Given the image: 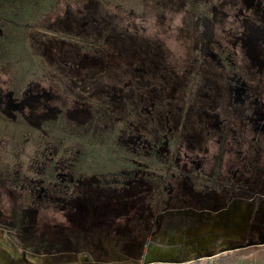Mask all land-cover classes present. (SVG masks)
I'll use <instances>...</instances> for the list:
<instances>
[{"label":"rangeland","instance_id":"obj_1","mask_svg":"<svg viewBox=\"0 0 264 264\" xmlns=\"http://www.w3.org/2000/svg\"><path fill=\"white\" fill-rule=\"evenodd\" d=\"M37 11L0 10V264H264V0Z\"/></svg>","mask_w":264,"mask_h":264},{"label":"trees","instance_id":"obj_2","mask_svg":"<svg viewBox=\"0 0 264 264\" xmlns=\"http://www.w3.org/2000/svg\"><path fill=\"white\" fill-rule=\"evenodd\" d=\"M55 0H0V10L17 16L19 13L36 18L37 10L45 12Z\"/></svg>","mask_w":264,"mask_h":264},{"label":"bare ground","instance_id":"obj_3","mask_svg":"<svg viewBox=\"0 0 264 264\" xmlns=\"http://www.w3.org/2000/svg\"><path fill=\"white\" fill-rule=\"evenodd\" d=\"M246 204H247V203H246ZM235 205H236V204H235ZM232 211H233V210H232ZM234 211H236V212L238 211V208H237L236 206L234 207ZM240 216H242V215H240ZM227 217H228L230 220H235V221H236L237 214H235V213H233V214H228ZM240 219H241V218H240ZM230 220H229V222H230ZM222 221H223V220H222ZM227 221H228V219H227ZM237 221H238V220H237ZM226 223H227V222H226ZM230 223H231V222H230ZM219 225H220V224H219ZM213 227H214V226H213ZM213 227H212V228H213ZM207 242H208V241H207ZM191 246H192V245H191ZM153 256H154V255H153ZM165 256H166V255H165ZM167 257H168V256H167ZM163 258H164V257H163ZM168 258H169V257H168ZM164 262H165V261H164ZM164 262H163V263H164Z\"/></svg>","mask_w":264,"mask_h":264}]
</instances>
